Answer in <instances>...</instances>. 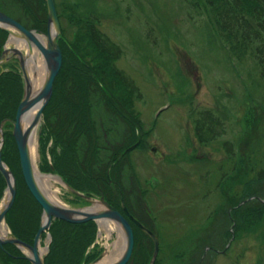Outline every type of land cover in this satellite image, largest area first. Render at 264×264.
<instances>
[{
  "label": "rangeland",
  "instance_id": "rangeland-1",
  "mask_svg": "<svg viewBox=\"0 0 264 264\" xmlns=\"http://www.w3.org/2000/svg\"><path fill=\"white\" fill-rule=\"evenodd\" d=\"M36 1L38 7L39 0ZM12 2L0 0V8L18 18L22 25L35 28L37 9L32 15L18 8L15 12ZM55 3L61 25L57 36L61 50L72 62L77 59L69 56L68 50L79 51L93 67L100 65L107 76V93H112L117 108L126 115L111 111L110 100L97 85L92 83L88 87L93 124L99 116L106 120L111 129L106 133L110 141L121 143L130 137L131 145L127 148L131 150L117 162L114 174L120 175L118 184L125 202L129 200L127 206L158 234L160 250L155 264H264V180L258 179L264 168V76L259 61L248 56L249 50L243 56L245 60H239L228 50L227 38L223 41L215 14L204 6L205 0H55ZM89 23H94L121 47V57L112 65L133 81L136 90H131L119 75L99 61L87 34ZM14 38L20 41L9 40L6 47H16L27 54L23 40ZM31 57L35 64L29 62V77L33 82L38 80L40 87L46 69L44 66L42 70L38 62L44 60L36 49ZM202 111L213 112L224 129L223 134L215 135L206 144L195 129ZM46 123L40 120L35 129L34 167L41 176L52 177L48 180L49 193L62 207L94 209L97 203L91 205L73 196L59 176L50 171L49 166L54 163L52 151L59 154L63 146L56 133H52L53 124L47 123L46 128ZM203 128L212 136L210 126L205 124ZM12 130V124L3 123L0 144L4 162L19 183L16 172L19 156ZM141 132V143L134 147ZM226 173L230 176L221 189L218 184ZM4 188L0 176V208L8 195ZM141 194L152 213L149 214ZM26 206L31 218L36 215L31 202ZM213 209L216 212L211 214ZM21 220L19 216L18 221ZM42 220L36 216L39 224ZM3 224L8 234L4 238H10L9 228ZM96 229V240L89 249L91 257L101 254L102 260H107L104 264L117 262L125 247L121 228L109 221L104 225L98 222ZM139 234L149 250L147 256L140 257V264H146L151 262L153 243L142 232ZM213 239L221 242L224 251L216 255V260L210 253L202 259V246ZM51 242L50 234L45 232L40 239L45 250L43 257ZM6 249L17 258L12 260L5 254ZM29 256L26 250L15 246L0 248V264H30Z\"/></svg>",
  "mask_w": 264,
  "mask_h": 264
},
{
  "label": "trees",
  "instance_id": "trees-1",
  "mask_svg": "<svg viewBox=\"0 0 264 264\" xmlns=\"http://www.w3.org/2000/svg\"><path fill=\"white\" fill-rule=\"evenodd\" d=\"M26 1V4L24 1L21 3L24 12H29L32 15L31 12L37 9L34 12L35 17H37V19L35 18V28L38 31L45 32L47 14L44 0H39L38 7L36 0L33 1L34 7L28 4V0ZM205 2L207 3L202 5L208 6L215 14L219 29L224 35L222 36L223 41L227 38L225 40L227 48L233 51L239 60H245L246 58L243 56L249 50L248 56H254L259 61L260 69L264 76V0H223V2L222 0H205ZM87 30L90 42L95 46L94 52L99 55V61L104 63L111 72H114L117 76L119 75L126 85L136 90L133 81L112 65L114 60L121 57V47L118 44H114L105 34L101 33L94 23H89ZM6 36V32L0 30V51ZM239 45L242 48H237ZM67 52L69 56H75L77 60L72 62L71 58L62 50L63 61L61 69L55 78L53 94L48 105L43 110L45 123L47 122L48 125L50 123L53 124L52 133H56L55 137L63 146V150L59 154L56 151H52L54 163L49 166V169L73 190L85 196H103L107 204L117 208L120 195H118L114 184L108 181L106 173L108 168H110L111 174L112 162L118 160L110 146L97 142V138L102 136V134L98 131L95 132L93 129L94 124L90 120L91 101L88 97L91 91L88 87L92 83L97 85L104 93L103 96L110 100L111 109L114 110V108L119 106L112 97V93L109 95L106 91L105 79L107 76L105 75V70L100 65L96 67L89 65L84 57L82 58L79 51L76 53L75 50H68ZM72 65L76 66L77 70H73ZM5 66L8 67V71L1 73L0 69V123L15 118L17 106L24 94L20 71L16 68L14 69L10 63ZM109 91L113 92L114 87L113 90L110 88ZM61 116H64L62 120ZM200 116L195 129H197L198 137L201 141L209 140L214 135L224 132V129L220 127L222 122L213 112L202 111ZM205 124L210 126V131H214L212 136H208L204 132L203 125ZM228 149L232 151L230 147ZM78 150H81L83 154L79 153ZM106 157L108 159L104 160ZM94 167L96 168L93 169ZM16 172H19L18 177L21 181L17 183L14 203L5 216V222L13 236L21 241L33 244L32 241L40 225V221H36V216L41 217L42 209H40L36 201L30 196L28 189H26L20 167L16 169ZM258 179L264 180V168L258 173ZM111 180L112 183H118L114 179V174H111ZM30 202L33 208L35 207L36 209V215L32 218L29 213L30 210L26 206ZM19 216H22L21 221H18ZM58 229L68 232L64 233ZM47 231L51 236L52 242L49 246L48 254L44 258L45 264H89V262H92L91 260L98 256L97 254V256L91 257L89 251L90 246L96 240L97 234L96 225L92 221L84 224H71L55 220ZM139 231L145 234V232L137 229L135 246L129 264H140V257L149 254L147 245L144 246L143 239L139 238ZM6 251L5 254L12 260L17 258L7 249Z\"/></svg>",
  "mask_w": 264,
  "mask_h": 264
},
{
  "label": "water",
  "instance_id": "water-1",
  "mask_svg": "<svg viewBox=\"0 0 264 264\" xmlns=\"http://www.w3.org/2000/svg\"><path fill=\"white\" fill-rule=\"evenodd\" d=\"M47 6V31L43 35L46 37L45 44L35 36L36 31L29 30L25 26H21L16 20L6 16L4 13H0V28H4L10 36L19 37L21 40L26 41L28 53L24 54L18 48L5 49L0 56V64L8 61L9 58L19 59L20 70L22 72V80H24V95L20 100V103L16 110V116L14 121H10L13 125L12 135L14 137L15 146H17V152L19 156V167H21L22 178L26 188H28L33 199L36 200L40 208L42 209V218L46 219L44 224H40L37 233L34 236L33 244L30 245L24 241H20L17 238H0V247L3 244H10L16 246L18 249L24 251L26 250L30 253L28 258L30 264H43V258L39 253L40 237L45 231L50 227L52 220L59 219L64 222L77 224L85 223L87 221H94L98 223L99 220L102 221H112L118 227L121 228L123 233V238H125L124 252L117 262L111 264H127L133 253L134 247V229L129 220L122 216L120 212L114 209L112 206L107 205L103 198L97 201L99 207L96 210L93 208L87 209H69L63 208L57 205H53L45 196L42 194L40 188L37 185L36 177L34 176V167L32 165L30 150H29V137L33 135L32 133L39 125V121L43 114V109L49 103V99L52 95L53 83L55 77L61 69L62 57L60 47L57 44V36L60 33V25L58 22V15L56 14V8L54 0H45ZM18 33V35L15 33ZM33 49H36L44 60V66L46 69L44 81L41 88L38 90V94L32 95L31 91V80L29 77V69H27L28 57H31ZM11 53V57L8 54ZM36 109V115L32 120V124L27 129H23L20 124V118L31 109ZM3 127V123L0 124ZM1 155V146H0ZM0 174L5 179L6 182V193L8 194L7 203L0 208V226L4 220L7 210L11 207L14 202V197L16 194L15 189V178L13 177L10 169L6 168L5 164L2 162L0 157ZM78 197H83L77 192L71 191ZM87 199V198H86ZM89 200V199H87ZM123 206V205H122ZM123 212H126L129 218H132L138 226L147 232L150 238L154 241V254L151 259V264H154L155 258L159 252V239L157 235L152 232L149 228L141 224L136 218L130 216L125 205L123 206ZM103 256L100 255L99 258L94 260L89 264H99Z\"/></svg>",
  "mask_w": 264,
  "mask_h": 264
},
{
  "label": "bare ground",
  "instance_id": "bare-ground-1",
  "mask_svg": "<svg viewBox=\"0 0 264 264\" xmlns=\"http://www.w3.org/2000/svg\"><path fill=\"white\" fill-rule=\"evenodd\" d=\"M35 36L42 42V44L44 45L45 44V41H46V37L45 36H41V35H39V34H35ZM15 37V36H14ZM14 37H11V38H13L15 41H17V42H19L20 40L18 39V38H14ZM13 39H10V41H14ZM23 42V44H24V46L26 45V41H22ZM26 47H27V45H26ZM33 57V56H32ZM30 58V57H28L27 59H28V62H27V67H28V65H29V62L31 61V63H34L35 64V60H33V58ZM38 65H39V67L40 68H42V70H43V68H44V62L42 61V59H41V61L40 62H38ZM42 77V76H41ZM40 78V77H39ZM40 80H44V79H40ZM43 83V82H42ZM40 87H41V85H40ZM39 87V84H38V80H37V82H33V81H31V91H32V95L34 96V95H36V94H38V92L39 91H37V90H39L38 88H40ZM35 115H36V109L34 108V109H31V110H28L27 112H25V114L20 118V124L22 125V128L23 129H27V128H29V126L32 124L31 122H32V120H33V118L35 117ZM35 133V132H34ZM34 133H32L33 135H31V137H29V150H30V156H31V161H32V165H33V167L35 166L34 165V155L32 156V148H33V142H34V137H35V134ZM37 148V147H36ZM34 149H35V147H34ZM36 150H34L33 152H35ZM34 176L36 177V181H37V185H38V187L40 188V190H41V192H42V194H44V196L54 205H57V206H60V207H62V205L58 202V201H56L55 200V198H52L51 197V195H50V193H49V190L51 189V187L49 186V182H48V180H50V179H52V177H50V176H41L39 173H38V169L36 168V167H34ZM50 187V188H49ZM8 199V195L6 196V198L4 199L5 201H4V203H3V206L7 203V200ZM100 205H99V203H97L96 205H95V207H94V209L93 210H96V208L98 207V208H100L99 207ZM64 208V207H63ZM101 209V208H100ZM43 221L44 222H42V224H44L45 222H46V219L45 218H43ZM98 222H100V224H102V225H104L106 222L105 221H102V220H99ZM4 224L3 223H1V226H0V238L2 237V238H4L5 236H7L8 234H7V232L5 231V229H4V226H3ZM108 225V224H107ZM125 246V245H124ZM39 253H40V255L42 256L43 254H44V249H42L41 248V245L39 246ZM103 259V258H102ZM100 260V263L99 264H104L106 261L105 260ZM111 262V261H110Z\"/></svg>",
  "mask_w": 264,
  "mask_h": 264
},
{
  "label": "flooded vegetation",
  "instance_id": "flooded-vegetation-1",
  "mask_svg": "<svg viewBox=\"0 0 264 264\" xmlns=\"http://www.w3.org/2000/svg\"><path fill=\"white\" fill-rule=\"evenodd\" d=\"M25 2V4H26V0H13V2H12V5H13V8H14V11L16 12V9L18 8L19 10H21V11H23V8H22V5H21V3L22 2ZM33 1L34 0H28V4H30V6H32V7H34V5L35 4H33ZM0 13H4L5 15H7V16H10V15H8L7 14V12L1 7L0 8ZM12 19H14V20H16L17 22H18V18H16V17H14V16H10ZM1 30V29H0ZM2 31V30H1ZM6 41V40H5ZM4 41V42H5ZM3 45H4V43H3ZM2 48H3V46H1ZM1 52H2V50L0 51V54H1ZM117 113V114H121V115H123V116H126L124 113H123V111L120 109H114V113ZM75 116H76V114H74ZM64 116H61V120H62V118H63ZM98 118V120L97 119H94L95 120V125L93 126V129L95 130V132H97V129H98V132H100L101 134H102V138H100L101 139V141H102V143L101 144H107L108 146H110V147H112V151H113V154L116 156V158H117V160H120V159H122L123 157H126L125 156V154H124V152H123V150H122V152H121V150H117L118 148H121V143H120V141H110L109 139H108V137L106 136V134L105 133H108L111 129L108 127V125H107V121L106 120H102V118L99 116V117H97ZM91 119V118H90ZM75 123H76V121L75 120H73ZM74 123V124H75ZM93 130V131H94ZM140 135H141V137H140ZM130 138V137H129ZM129 138H127V139H129ZM141 138H142V132L141 133H139V136H138V142L139 143H141ZM99 139V140H100ZM94 141H96L95 139H94ZM98 142V141H97ZM100 143V142H99ZM122 145H123V142H122ZM116 162L117 161H115V162H112L113 163V168L111 169V174H114L117 170H116V168L114 167V165L116 164ZM111 174H110V170H108L107 171V176H108V178L111 180ZM119 176L120 175H116V174H114V179H116L117 181H118V178H119ZM113 184H115L114 186H117V187H119L120 189H121V186L119 185V184H116V183H113ZM120 189H119V191H120ZM121 193H122V190L120 191ZM126 205H127V203H126ZM127 207H129V204H128V206ZM133 209V208H132ZM214 212V209L213 210H211V214ZM220 244H221V242H219V241H217L216 239H213V241L212 242H208V244H204L202 247V253H201V258L203 257H205V256H207L209 253H210V255H212V258H215L214 260H216V255H218L220 252H223L224 250H222L221 249V247H220ZM203 250H204V252H203ZM202 258V259H203ZM201 262H202V260H201Z\"/></svg>",
  "mask_w": 264,
  "mask_h": 264
}]
</instances>
